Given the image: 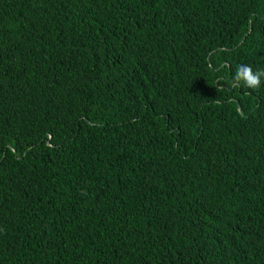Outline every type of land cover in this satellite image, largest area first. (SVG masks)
Returning <instances> with one entry per match:
<instances>
[{
	"label": "trees",
	"instance_id": "1",
	"mask_svg": "<svg viewBox=\"0 0 264 264\" xmlns=\"http://www.w3.org/2000/svg\"><path fill=\"white\" fill-rule=\"evenodd\" d=\"M241 65L264 0H0V264H264Z\"/></svg>",
	"mask_w": 264,
	"mask_h": 264
},
{
	"label": "clouds",
	"instance_id": "2",
	"mask_svg": "<svg viewBox=\"0 0 264 264\" xmlns=\"http://www.w3.org/2000/svg\"><path fill=\"white\" fill-rule=\"evenodd\" d=\"M262 77H264V71L253 72L250 66L241 65L236 71L232 86L238 87L243 84L248 88L256 89L259 88ZM237 111L239 112L240 110L237 109ZM240 114L243 115L242 112Z\"/></svg>",
	"mask_w": 264,
	"mask_h": 264
}]
</instances>
